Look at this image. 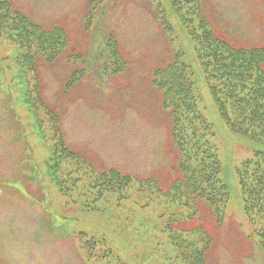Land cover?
I'll return each instance as SVG.
<instances>
[{"label":"rangeland","instance_id":"obj_1","mask_svg":"<svg viewBox=\"0 0 264 264\" xmlns=\"http://www.w3.org/2000/svg\"><path fill=\"white\" fill-rule=\"evenodd\" d=\"M90 1L10 0L32 23L64 28L70 44L52 63L37 60L32 72L23 58L29 60L27 49L0 32V264H93L82 253L80 233L105 240L127 264H181L170 249L173 259L163 261L171 229L160 232L164 210L159 205L144 208L139 196H91L70 181L61 190L58 181L67 177L53 157L50 124L35 112L31 92L38 82L42 103L58 115L68 145L96 167L160 176L166 186L177 161L168 139L171 124L163 95L153 85L152 73L165 68L177 53L191 67L202 114L216 130L212 144L218 147L222 178L231 195L229 223L216 237L210 263L264 264L244 215L236 174L241 161L253 157L260 145L231 133L223 123L196 45L173 0H103L86 32ZM200 5L217 39L236 47L264 48V0H201ZM162 14L172 33L161 26ZM109 35L127 63L116 76L102 57ZM73 54L85 61L69 59ZM77 68L85 73L73 83ZM120 197L129 200L119 203Z\"/></svg>","mask_w":264,"mask_h":264},{"label":"trees","instance_id":"obj_2","mask_svg":"<svg viewBox=\"0 0 264 264\" xmlns=\"http://www.w3.org/2000/svg\"><path fill=\"white\" fill-rule=\"evenodd\" d=\"M102 1H90L91 17L85 31L92 25L91 19L98 14ZM172 5L196 45L221 119L232 133L253 139L260 145L253 157L241 163L236 174L244 212L264 254V48H241L217 39L201 11L199 0H173ZM160 22L166 34L173 32L165 16H161ZM0 23V32L7 33L27 49L25 54L29 60L23 58L32 66V72L37 60L52 63L70 44L65 29H46L32 23L13 8L10 0H0ZM102 57L112 68V74L125 68L114 38L106 41ZM182 59V54L177 53L165 68L153 74V85L163 95V105L170 120V143L177 161L172 180L166 186L158 177L138 179L116 169H97V165L88 163L68 146L58 115L42 103L36 80L31 90L35 94L32 102L35 112L50 124L48 143L55 161L67 177L58 181L62 191H65V182L70 181L74 189L82 187L91 196L98 193H115L129 198L139 196L145 201L144 208L159 205L164 210L159 221L163 224L160 232L171 229L170 235L165 237L167 255L163 261L173 259L168 252L170 249L181 264H210L216 237L208 226L206 212L214 224L221 226L226 220L231 195L222 178L223 165L212 144L216 134L202 114L194 73ZM84 73L85 69H76L71 81L80 80ZM53 176L58 180L59 176L55 173ZM127 200L124 197L118 199L119 203ZM95 237L88 239L87 234L80 233V248L87 261L127 264L113 249L105 246V240Z\"/></svg>","mask_w":264,"mask_h":264}]
</instances>
